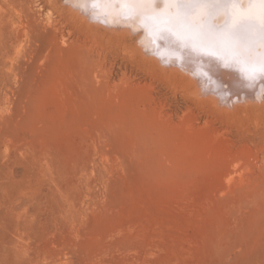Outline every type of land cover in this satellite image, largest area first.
I'll list each match as a JSON object with an SVG mask.
<instances>
[{
  "label": "rangeland",
  "instance_id": "rangeland-1",
  "mask_svg": "<svg viewBox=\"0 0 264 264\" xmlns=\"http://www.w3.org/2000/svg\"><path fill=\"white\" fill-rule=\"evenodd\" d=\"M73 18L0 0V264H264V103Z\"/></svg>",
  "mask_w": 264,
  "mask_h": 264
},
{
  "label": "bare ground",
  "instance_id": "bare-ground-1",
  "mask_svg": "<svg viewBox=\"0 0 264 264\" xmlns=\"http://www.w3.org/2000/svg\"><path fill=\"white\" fill-rule=\"evenodd\" d=\"M61 5L83 28L99 23L136 35L134 47L144 60L187 81L196 96L202 97L204 88L216 93L215 108L221 101L235 108L247 99L250 106L264 103V4L202 5L192 14L176 0H61ZM90 77L101 82L95 71Z\"/></svg>",
  "mask_w": 264,
  "mask_h": 264
},
{
  "label": "snow or ice",
  "instance_id": "snow-or-ice-1",
  "mask_svg": "<svg viewBox=\"0 0 264 264\" xmlns=\"http://www.w3.org/2000/svg\"><path fill=\"white\" fill-rule=\"evenodd\" d=\"M182 8L185 9V14H192L197 6L202 5H217V4H232L239 3L240 0H176ZM258 2L264 4V0H249V3Z\"/></svg>",
  "mask_w": 264,
  "mask_h": 264
}]
</instances>
